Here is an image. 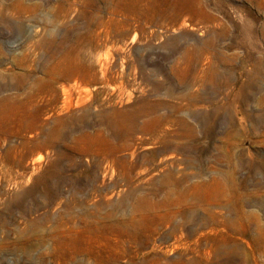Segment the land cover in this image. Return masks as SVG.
I'll use <instances>...</instances> for the list:
<instances>
[{"label": "rangeland", "instance_id": "obj_1", "mask_svg": "<svg viewBox=\"0 0 264 264\" xmlns=\"http://www.w3.org/2000/svg\"><path fill=\"white\" fill-rule=\"evenodd\" d=\"M263 29L245 0H0V264H264Z\"/></svg>", "mask_w": 264, "mask_h": 264}, {"label": "bare ground", "instance_id": "obj_2", "mask_svg": "<svg viewBox=\"0 0 264 264\" xmlns=\"http://www.w3.org/2000/svg\"><path fill=\"white\" fill-rule=\"evenodd\" d=\"M196 1H197L199 4H203V0H196ZM219 1H222V0H219ZM245 1H247V2H249V3H251V2H255V3L257 4L258 8H261V7L263 6V3H264V0H245ZM250 1H251V2H250ZM211 7H212V6H211ZM203 9H204L205 14H206L211 20H214V21L217 22V23H220V22H222V21L224 20L223 17L221 16L222 12L220 11V8H219V7L216 6V7H212L211 9L203 7ZM224 15H225V14H224ZM252 17L255 18L254 15H253ZM259 34H260V36H262V38H264V29L261 30V31L259 32ZM62 87L64 88V90H66L67 87H69V86H68L67 83H62ZM171 142H172V141H168V143H171ZM168 158L171 160L170 165L173 164V159L175 158V155H170ZM102 177H104V176H102ZM178 181H179L178 178H177L174 174L171 173V174L167 175V180H166V182H168L169 184L175 186L176 183H178ZM167 194H168V196H171V195H172V191H171V190H168ZM191 205H192V204H190V206H191ZM191 207H192V206H191Z\"/></svg>", "mask_w": 264, "mask_h": 264}]
</instances>
